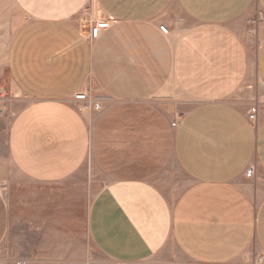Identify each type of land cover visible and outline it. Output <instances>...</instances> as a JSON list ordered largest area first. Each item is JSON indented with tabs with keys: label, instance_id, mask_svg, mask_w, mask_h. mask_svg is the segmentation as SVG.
Segmentation results:
<instances>
[{
	"label": "crops",
	"instance_id": "obj_1",
	"mask_svg": "<svg viewBox=\"0 0 264 264\" xmlns=\"http://www.w3.org/2000/svg\"><path fill=\"white\" fill-rule=\"evenodd\" d=\"M14 2L0 264H264V0Z\"/></svg>",
	"mask_w": 264,
	"mask_h": 264
},
{
	"label": "rangeland",
	"instance_id": "obj_2",
	"mask_svg": "<svg viewBox=\"0 0 264 264\" xmlns=\"http://www.w3.org/2000/svg\"><path fill=\"white\" fill-rule=\"evenodd\" d=\"M26 22L25 13L14 0H0V169L4 168L8 172L12 171L8 153L9 128L15 115L27 103L12 82L9 73V52L16 34ZM6 182V178L0 179L2 187Z\"/></svg>",
	"mask_w": 264,
	"mask_h": 264
},
{
	"label": "built area",
	"instance_id": "obj_3",
	"mask_svg": "<svg viewBox=\"0 0 264 264\" xmlns=\"http://www.w3.org/2000/svg\"><path fill=\"white\" fill-rule=\"evenodd\" d=\"M160 30L163 34L168 35L169 34V28L167 25H161ZM91 37L93 39H97L100 34V25L96 24L91 27ZM75 100L82 103H88L90 101L89 95L85 92H80L77 95H75ZM94 108L96 110H100L102 108L101 104L99 102L94 104ZM248 117L250 121H256L257 120V108L252 107L249 111ZM254 173L253 169H250L247 173L248 177H251ZM18 264H24V263H18Z\"/></svg>",
	"mask_w": 264,
	"mask_h": 264
}]
</instances>
